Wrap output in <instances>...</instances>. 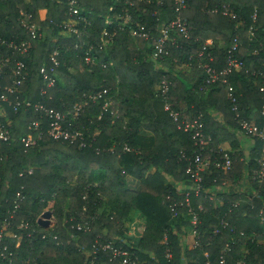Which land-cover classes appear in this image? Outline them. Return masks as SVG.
Wrapping results in <instances>:
<instances>
[{
	"label": "trees",
	"instance_id": "obj_1",
	"mask_svg": "<svg viewBox=\"0 0 264 264\" xmlns=\"http://www.w3.org/2000/svg\"><path fill=\"white\" fill-rule=\"evenodd\" d=\"M77 2L79 18L69 13L68 0H0V63L8 58L3 63L0 97L7 94L13 100L7 87L12 85V68L20 59L28 70L21 97L33 103L73 112L76 103L87 101V94L104 88L113 101L103 110L104 98L88 100L75 117L67 115L70 129L83 133L85 146L51 138L43 119L41 138L25 149L19 138L41 114L23 107L15 112L0 99L6 109L1 119L10 120L12 136L9 141L0 140V222L9 216L8 210L13 211L20 193L24 199L15 208L13 225L24 220L37 230L30 236L18 230V238H6L15 251L10 264H90L88 251L96 240L111 241L142 264H204L206 258L219 264V255L232 234L235 238L226 254L227 264H238L241 259L245 264H264V183L255 180L264 159V140L253 137L256 146L246 158L237 150L239 139L235 136L236 130L243 131L242 120L254 121L258 127L264 123V0H189L180 15L187 20L190 38L175 35L178 46L168 45L169 53L157 60L152 58L153 39L177 16L176 0ZM65 23L76 32L64 30L61 25ZM33 24L39 28V36L32 37ZM140 26L149 38L132 35L131 29ZM103 31L113 33L112 41L99 49ZM236 36V56L243 61L242 67L226 75L227 82H207L202 61H209L210 55L213 67H224ZM206 39L211 42L199 56ZM23 45L28 48L24 53L17 49ZM89 48L93 63L85 62ZM54 50L60 61L55 83L43 93L40 68L52 65ZM157 63L161 65L157 67ZM163 78L169 81L167 100L178 110V122L164 108L165 100L157 88ZM229 85L233 86L237 111L228 97ZM212 109L221 111L223 122L214 117ZM198 116L209 136L203 151L209 163L202 191L190 196L200 219L194 225L187 206H179L173 215L166 197L184 200V190H178L176 184H189L185 170L199 147L191 132L178 124ZM142 130L151 136L141 134ZM125 144L127 151L123 150ZM219 150L230 153L231 168L213 165ZM128 175L139 180L138 190L127 188ZM246 177L249 188L244 192L218 188L224 181L235 183ZM214 194L217 201L211 198ZM245 197L244 204L232 205ZM48 209L55 217L52 227L38 222ZM222 218L235 234L222 227ZM136 219L143 220L144 226L133 242L128 231ZM80 221L90 230L71 227ZM216 228L219 232L213 233ZM194 229L201 234L199 245L195 244ZM42 233H48L47 238H41ZM111 257L110 250L100 249L96 262L115 263L117 257ZM27 258L31 260L25 262ZM0 264L9 263L0 259Z\"/></svg>",
	"mask_w": 264,
	"mask_h": 264
},
{
	"label": "built area",
	"instance_id": "obj_2",
	"mask_svg": "<svg viewBox=\"0 0 264 264\" xmlns=\"http://www.w3.org/2000/svg\"><path fill=\"white\" fill-rule=\"evenodd\" d=\"M189 0H176L175 10L178 12L177 16L170 20L167 24L163 25L159 35L153 39V55L152 57L157 60L162 58L164 55L169 53L168 45H176L178 43L175 39V35L180 38L188 39L190 38V34L187 28V20L180 15V11L188 5ZM69 6V13L71 15H76L78 18L80 16V9L78 7L77 0H68ZM256 13H254L253 18H255ZM83 19V18H82ZM128 19L125 18V21ZM110 22V21H109ZM64 30L69 32H76V28L68 23L61 25ZM31 33L32 37H36L40 35L39 28L33 24L31 26ZM131 33L133 36H142L144 38H149L148 32L143 30V28L136 27L131 29ZM113 33H108L103 31L101 37V43L99 45V49H103L107 44H110L112 41ZM207 43L202 46V49L199 50L198 55L203 56L206 50ZM238 47V38L237 36L233 38L231 41L230 47L227 50V61L226 65L220 69L215 68L212 66L210 61H212V57L209 55V61H202L201 66L204 68L207 74V82L215 83L218 80L222 79L223 82H227L226 75L231 73L233 70L239 69L243 65V61L236 56V50ZM20 52L24 53L28 50L26 45L19 46ZM91 48L86 51L85 62L86 63H93L95 61L94 56L90 53ZM58 51L54 50L51 55V66H43L40 68V72L43 77L44 87L41 89L43 93L47 91V87H52L55 83V76H56V67L59 65L58 59ZM8 61V58H4L2 63H0V80L3 73V63ZM105 67V64L103 65ZM264 76V71L262 73ZM28 76V70L26 64L23 60H17L12 68V76L11 81L12 85L7 87V91L14 95L13 100H10L7 94H1L0 99L2 101L7 102L10 104L15 112H17L22 107L24 109L33 108L36 111L40 112V118L37 120H33L31 123L28 124L27 128L29 132L24 133L20 138V142L23 144L24 148L33 147L38 143V140L41 138L43 134V119L47 120L48 128L47 134L55 139V140H65L68 141L70 144H77L80 147L86 145L85 137L80 130H71L70 125L72 124L70 120H68L67 115H71L72 118L75 117L78 112L81 110L82 106L86 104L88 100L97 101L104 98L103 103V110L109 109L113 101L112 99L107 96L108 89L104 88L99 90L95 93L91 94H84L87 96V101L83 103H76L73 107V112H61L57 109L50 108L41 102L33 103L28 98L21 97V85L26 80ZM158 90L160 91L161 96L165 100L164 108L169 112V115L175 122L179 120V112L178 110L172 107L171 102L167 100V93L169 91V81L163 78L158 84ZM233 86L229 85V92L228 97L230 98L231 102L233 103L232 109L237 111L238 107L236 104V99L232 95ZM116 114V111H113ZM262 114L264 116V106L262 109ZM6 116V109L0 103V140L9 141L11 136V131L9 128L10 120H2L1 118ZM238 116V114H236ZM67 124V125H65ZM240 125L243 131L252 136L258 137L264 140V123L261 126H256L254 121H240ZM178 128H182L185 131H190L192 134V138L194 139V144L199 147V151H194L193 157L191 158L190 163L188 164L185 172L189 176V184H187L186 189L183 191L184 193V200H178L173 198L171 195H167L166 199L170 202L169 207L173 212V215H176L177 208L181 205L187 206V211L191 215V223L197 224L200 222L198 211H196L192 205L190 204V196L192 193H199L203 189V175L207 169L209 163V156H204L203 151L207 146V141L209 140V136H206L203 129V121L200 119V116L196 118H192L191 120H183L179 122ZM123 150H129V147L125 144L123 146ZM2 159V155L0 153V160ZM232 158L228 151L219 150L217 152V156L213 159V165L219 169H229L232 165ZM30 171L32 169H29ZM255 180L258 183H264V159L261 160L260 166L256 172ZM211 198L214 197L211 195ZM24 199V196L20 193L17 194V199L14 201V209L13 211L8 210L9 216L5 217L0 222V259L6 260L9 264L13 262V256L15 255V251L9 247L8 243L6 242V238H18L19 233L18 230L27 231V236L33 235L37 233V230L34 226L31 225L30 222L27 221H20L19 223L13 225V218L15 208L19 207L20 201ZM233 206H239L240 203L238 201L232 203ZM198 210H202V206H198ZM222 227L230 228V230L235 234V230L233 227L230 226L227 220L222 218L221 220ZM51 224L45 227H49ZM52 226V225H51ZM72 228H76L77 230H90V226L84 222H77L76 224H71ZM219 229H214L213 233H218ZM48 233H42L41 238H47ZM193 235L195 237V244L199 245L201 243V234L197 231V229L193 230ZM240 235H243V232H240ZM235 236L232 234L231 238L225 243L223 250L219 255V264H227L226 254L230 250V246L234 241ZM53 239L57 240V235H53ZM167 237L165 236V242ZM100 249H108L112 253L111 260L117 257L115 263L109 264H142L137 257L132 259L130 252L125 250L121 247H116L113 245L111 241L106 243H100L96 240V243L93 244V249L89 252L91 254L90 264H97V254ZM167 257H171V253L167 251ZM207 257V254H206ZM31 260L30 258L25 259V262ZM238 264H245L244 259L238 260ZM36 264V263H35ZM204 264H213L208 258H206Z\"/></svg>",
	"mask_w": 264,
	"mask_h": 264
},
{
	"label": "crops",
	"instance_id": "obj_3",
	"mask_svg": "<svg viewBox=\"0 0 264 264\" xmlns=\"http://www.w3.org/2000/svg\"><path fill=\"white\" fill-rule=\"evenodd\" d=\"M205 42L206 43H210L211 42V40L210 39H206L205 40ZM153 58V57H152ZM154 59V58H153ZM155 60V59H154ZM161 64L160 63H157V67H159ZM162 69H165V67L164 68H162ZM189 68H187L186 70H188ZM212 111V114L214 115V117L217 119V120H219V121H221V122H223V120H224V117H223V115H222V113H221V111H219V110H216V109H212L211 110ZM141 134H143V135H145V136H151V132H149V131H146V130H142L141 131ZM235 136L239 139V147L237 148V150H241L242 152H243V155L246 157V158H248L249 157V155H250V153L252 152V147H255L256 146V142H255V139H253V138H251V137H249L244 131H241V130H236L235 131ZM155 170V167L154 166H152L151 168H150V171L151 172H153ZM244 177H245V175H244ZM235 183H237V185L238 186H240L241 184H242V186H244L245 185V187H247V184L249 183V180L247 179V177L246 178H244L243 180H241V181H239V182H235ZM244 183V184H243ZM245 183H247V184H245ZM126 185H127V188H129V189H133V190H138L139 188H140V182H139V180L138 179H136V178H134V177H132V176H127L126 177ZM249 185V184H248ZM176 186H177V189L178 190H180V191H182L183 189H186V184H184V183H182V182H178L177 184H176ZM249 188V186L246 188V189H248ZM238 191L239 190H241L240 188L239 189H237ZM236 190V191H237ZM235 191V190H234ZM239 192H241V191H239ZM220 204H221V202L220 201H218ZM140 221V220H139ZM136 222V220L135 221H133V223L131 224V228H132V225H133V228H132V230H131V232L129 233V231H128V234L131 236V240L133 241V242H136L137 240H138V238L141 236V233H142V231H140V232H138V230L137 229H139V230H141L138 226H137V224L139 223H135ZM143 223V222H142ZM143 227V226H142ZM142 230H143V228H142ZM135 233V234H137V235H135V236H133L131 233Z\"/></svg>",
	"mask_w": 264,
	"mask_h": 264
},
{
	"label": "rangeland",
	"instance_id": "obj_4",
	"mask_svg": "<svg viewBox=\"0 0 264 264\" xmlns=\"http://www.w3.org/2000/svg\"><path fill=\"white\" fill-rule=\"evenodd\" d=\"M183 66H176L175 68H177V69H181V70H183V69H187L188 68V66H185V67H183ZM251 138H253L252 136H251ZM258 138V137H257ZM253 139H256V138H253ZM260 139V138H259ZM128 176H130V175H128ZM225 183L222 185V187L221 186H219L218 188L219 189H221L222 188V190H224V191H226V192H232V191H236L237 189H241V190H239V191H241V192H244V190L248 187V184L247 183H245V184H247V187H245V185L244 186H242V184L240 185V186H238L237 185V183H234V182H231V181H224ZM244 184V183H243ZM183 190H185V189H183ZM238 191V190H237ZM240 192V193H241ZM213 197H214V200L215 201H217L218 200V196L216 195V194H214V195H212ZM246 197H249V198H252L251 196H249V195H246ZM240 198L239 200H238V203H240V204H244L245 202H246V200H247V198ZM221 203H222V200H219ZM49 210V209H48ZM49 211H51L52 212V210H49ZM264 211V207L262 208V210H261V213ZM50 220V223L49 224H51L52 226L54 225V223H55V217H54V215H53V212H52V216H51V218L49 219ZM139 222V223H138ZM143 222V220H140L139 221V219H136V224H137V226L141 229V230H139V229H137L138 230V232H140V231H142V226H144V224L142 223ZM49 226V227H52V226ZM132 228H133V225H132ZM132 228L130 227V229H129V233L131 232V230H132ZM133 236H135V235H137V234H135L134 232L133 233H131ZM247 251V249H245V252Z\"/></svg>",
	"mask_w": 264,
	"mask_h": 264
},
{
	"label": "water",
	"instance_id": "obj_5",
	"mask_svg": "<svg viewBox=\"0 0 264 264\" xmlns=\"http://www.w3.org/2000/svg\"><path fill=\"white\" fill-rule=\"evenodd\" d=\"M51 216H52V212L49 211V210H45V211L41 214V216L39 217L38 222H39L41 225H43V226H48L49 223H50V220H49V219L51 218Z\"/></svg>",
	"mask_w": 264,
	"mask_h": 264
}]
</instances>
